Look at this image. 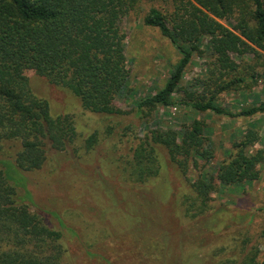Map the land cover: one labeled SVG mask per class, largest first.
Segmentation results:
<instances>
[{"label": "trees", "instance_id": "obj_1", "mask_svg": "<svg viewBox=\"0 0 264 264\" xmlns=\"http://www.w3.org/2000/svg\"><path fill=\"white\" fill-rule=\"evenodd\" d=\"M144 1L158 0H0V150L3 144L18 145L13 163L0 158V264H75L65 248L63 231L52 228L46 218L31 210L30 193L22 186L26 193L21 196L20 188L12 184L6 170L15 166L23 174L41 171L52 153L67 152L79 142L83 146L79 150H95L102 138L100 131L84 138L83 131H79L83 115L122 120L130 115L115 105L130 77L122 23ZM172 3L173 12L152 7L143 23L159 30L181 59L166 84L139 102L137 116L148 117L159 107L176 106L230 118L263 115L264 102L233 114L220 107L218 101L221 95L256 84L259 78L256 66H244L243 59H263L259 51L264 53V0ZM205 40L212 52L208 75L185 89V72L194 56L205 55L201 49ZM34 79L64 90L81 115L53 113L50 103L43 99L49 98L40 97L31 89ZM178 94L182 98L175 101ZM109 126L103 130L108 140L116 130L115 125ZM206 128L204 122L194 120L182 134L171 129L150 131L130 149L132 157L123 159L121 170L119 162L111 159L117 173L112 182L131 189L159 179L163 170L178 173L188 182V193L182 199L174 197L165 175L161 179L170 190L159 193L172 196L169 205L181 206L185 218L204 217L220 187L257 182L261 177L259 167L264 164V150L253 152L260 141L259 133L249 130L233 145L229 159L217 166L213 174L207 173L205 167L213 163L215 153L206 143ZM201 168L200 179L190 182L189 171ZM167 201H161L164 207L159 202L156 205L165 208ZM49 215L59 219L56 214ZM162 220L160 239L166 246L171 244L174 251L179 250L171 229ZM173 260L164 262L176 264ZM218 264H264V257L260 263L258 254L243 253L239 259Z\"/></svg>", "mask_w": 264, "mask_h": 264}, {"label": "rangeland", "instance_id": "obj_2", "mask_svg": "<svg viewBox=\"0 0 264 264\" xmlns=\"http://www.w3.org/2000/svg\"><path fill=\"white\" fill-rule=\"evenodd\" d=\"M152 7L169 12L174 9L172 0L144 1L122 23L127 36L126 57L130 77L115 105L130 115L123 120L81 116L79 131H83L81 135L84 138L100 131L102 138L95 150H79L83 147L79 142L67 152L52 153L41 171L23 174L15 166H9L7 177L20 188L23 197L26 192L22 186L26 187L33 212L46 218L52 228L63 231L65 248L69 251L70 260H76L75 264H165L164 260L169 258L176 264H218L226 259H239L243 253L258 254V261L262 263L264 164L259 167L261 177L257 182L220 187L213 195L210 211L198 220L185 218L181 206L169 205L168 202L174 199L172 196L159 193L170 190L161 179L163 175L168 177L174 197L182 199L188 193V182L178 173L171 174L169 170L165 173L163 170L159 179L131 189L121 187L118 181L112 182L117 173L113 171L116 167L112 166L111 159L119 162L121 170L123 159L132 157L130 149L137 146L140 139H145L150 131L171 129L182 134L194 120L206 124V143L215 153L213 163L205 167L209 174L229 159L233 145L239 143L249 130L257 131L260 136L253 152L264 150V114L253 118H230L176 106L159 107L148 117L137 116L139 102L166 84L181 59L177 49L159 30L144 26L143 18ZM221 23L230 28L225 21ZM201 49L205 55L202 58L194 56L185 72L182 82L185 89L208 75L212 61L208 40L204 41ZM259 52L263 59H243L244 66H256L255 73L259 74L256 84L249 83L221 95L218 104L226 111L238 114L245 108L264 102V53ZM243 60H238V63ZM31 89L36 95L49 98L43 99L50 103L53 113L62 111L81 115V111L71 105L72 98L64 90L48 87L40 79H34ZM181 98L182 94L174 96L175 101ZM109 125H115L116 130L108 140L103 130ZM3 145L0 158L13 163L18 145ZM161 153L167 161L165 153ZM202 172V168L190 170L187 177L190 182H195ZM161 186L164 189L158 188ZM161 201H167L165 208H161L164 207ZM158 202L161 206L156 205ZM49 214H56L59 219ZM158 217L171 229L172 240L180 247L179 250L174 251L171 244L166 246L164 239H160L162 227Z\"/></svg>", "mask_w": 264, "mask_h": 264}]
</instances>
